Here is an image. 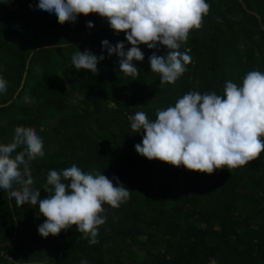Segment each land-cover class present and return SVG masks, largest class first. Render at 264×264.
Masks as SVG:
<instances>
[{
	"label": "trees",
	"instance_id": "obj_1",
	"mask_svg": "<svg viewBox=\"0 0 264 264\" xmlns=\"http://www.w3.org/2000/svg\"><path fill=\"white\" fill-rule=\"evenodd\" d=\"M206 2L201 27L179 49L191 62L174 83L161 84L148 57L166 54V46L139 45V75L126 76L101 41L131 45L106 18L80 14L60 24L35 7L38 0H0V76L7 81L0 143H11L17 126L43 139L44 156L29 162L41 199L48 172L73 164L118 177L130 191L118 208L103 205L107 219L90 244L75 226L40 236L46 218L38 205L18 206L0 189V264H264V151L245 166L207 174L135 150L142 134L129 118L136 112L155 120L157 108L190 91L223 95L226 81L241 85L247 72H264V0ZM79 50L105 55L98 74L75 69L71 57Z\"/></svg>",
	"mask_w": 264,
	"mask_h": 264
},
{
	"label": "clouds",
	"instance_id": "obj_2",
	"mask_svg": "<svg viewBox=\"0 0 264 264\" xmlns=\"http://www.w3.org/2000/svg\"><path fill=\"white\" fill-rule=\"evenodd\" d=\"M35 7L54 13L60 24L75 23L80 14L106 18L109 27L117 35L124 32L131 45L125 50L124 41L115 45L107 39L101 41L108 57H118V71L126 76L139 75L134 61L145 58L139 45L157 51L159 46H166V54L154 51L148 57L151 71L158 73L164 84L174 83L186 71L191 57L179 49L187 42L190 30L201 27L210 5L206 0H38ZM86 27H94L93 22L88 21ZM105 58L79 50L72 55L71 63L76 70L96 75L98 63ZM6 90L7 81L0 76V93ZM129 119L132 131L142 134L135 150L149 160L207 174L245 166L264 151V72H247L241 85L226 81L223 95L190 91L174 106L157 108L155 120H149L143 111ZM20 146L23 151L16 152ZM43 149V139L35 129L17 126L13 141L0 143V189L7 191L18 206L38 205L39 213L46 218L38 225L40 236H55L75 226L85 238L90 237V244L97 243L98 228L107 219L101 215L103 205L118 208L130 197L129 189L118 177L109 179L95 169L84 172L73 164L59 172H48L43 187L48 195L41 199L40 189L32 187L29 162L43 157Z\"/></svg>",
	"mask_w": 264,
	"mask_h": 264
},
{
	"label": "water",
	"instance_id": "obj_3",
	"mask_svg": "<svg viewBox=\"0 0 264 264\" xmlns=\"http://www.w3.org/2000/svg\"><path fill=\"white\" fill-rule=\"evenodd\" d=\"M257 17H259V15H257ZM263 29H264V27H263Z\"/></svg>",
	"mask_w": 264,
	"mask_h": 264
}]
</instances>
